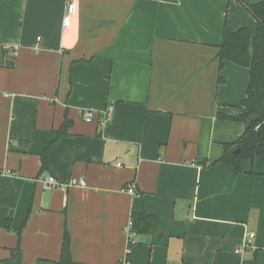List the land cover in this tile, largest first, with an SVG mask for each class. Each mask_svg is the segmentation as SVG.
Listing matches in <instances>:
<instances>
[{"label":"crops","instance_id":"1","mask_svg":"<svg viewBox=\"0 0 264 264\" xmlns=\"http://www.w3.org/2000/svg\"><path fill=\"white\" fill-rule=\"evenodd\" d=\"M225 27L257 21L236 0H0V264H56L65 232L75 264H264V165L213 164L245 128L221 117L249 79L219 69ZM133 212L157 239L128 241Z\"/></svg>","mask_w":264,"mask_h":264},{"label":"trees","instance_id":"2","mask_svg":"<svg viewBox=\"0 0 264 264\" xmlns=\"http://www.w3.org/2000/svg\"><path fill=\"white\" fill-rule=\"evenodd\" d=\"M236 1L242 3L257 21V29L254 33L247 27H241L235 31L225 27L223 30L217 53L219 69L222 68L225 61H228L238 67L246 68L249 79L245 98L238 106L239 113L233 117H221L244 125L251 116H256L258 119L250 127H245L242 135L236 141L225 144L223 154L213 164L231 166L239 173L243 160L258 159L264 165V0H255L250 4L246 0ZM222 79L219 76L218 81L221 82ZM68 123L63 122L54 133L55 139L43 149L41 153L42 169L46 166V154L49 147L56 138L67 132L68 125H70ZM236 150L238 153H235ZM131 224L130 233L132 236L142 231L140 226L150 225L147 231L151 232L153 237L157 239L156 219L145 213L133 212ZM56 264H75L70 256V238L67 232L64 233L60 260Z\"/></svg>","mask_w":264,"mask_h":264},{"label":"built area","instance_id":"3","mask_svg":"<svg viewBox=\"0 0 264 264\" xmlns=\"http://www.w3.org/2000/svg\"><path fill=\"white\" fill-rule=\"evenodd\" d=\"M75 14V3L70 1L66 5V12L63 16L62 19V27L63 29H67L70 24L71 17ZM101 115V123L100 127H104L110 120L111 116L109 115V112L104 111L102 113H95L93 111H83L82 112V117L85 122H92L97 116ZM43 187L47 190L50 189H60V190H67L69 188H82L84 189L86 187V183L83 179H72L67 183H61L57 181L54 177H46L43 180ZM126 193L130 195H134L135 189L134 186L128 187V189L124 190ZM131 220L128 222V225L125 229V232L128 237V241L131 242ZM253 240H254V235L252 233L247 234L246 237L244 238L242 245L237 249L236 253H244L247 251H251L253 249ZM130 254V249H127L125 251V257L121 260L120 264H130L129 261L127 260V256Z\"/></svg>","mask_w":264,"mask_h":264},{"label":"water","instance_id":"4","mask_svg":"<svg viewBox=\"0 0 264 264\" xmlns=\"http://www.w3.org/2000/svg\"><path fill=\"white\" fill-rule=\"evenodd\" d=\"M257 119H258V118H257L256 116H251V117H249L247 123L245 124V127H246V128L250 127V125H251L252 123L256 122ZM235 153H238V150H236Z\"/></svg>","mask_w":264,"mask_h":264},{"label":"rangeland","instance_id":"5","mask_svg":"<svg viewBox=\"0 0 264 264\" xmlns=\"http://www.w3.org/2000/svg\"><path fill=\"white\" fill-rule=\"evenodd\" d=\"M254 160H258V159H254ZM254 160H253V161H254Z\"/></svg>","mask_w":264,"mask_h":264}]
</instances>
